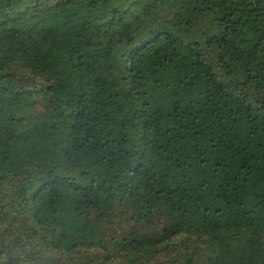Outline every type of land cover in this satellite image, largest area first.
<instances>
[{
    "label": "trees",
    "instance_id": "trees-1",
    "mask_svg": "<svg viewBox=\"0 0 264 264\" xmlns=\"http://www.w3.org/2000/svg\"><path fill=\"white\" fill-rule=\"evenodd\" d=\"M0 264H264V0H0Z\"/></svg>",
    "mask_w": 264,
    "mask_h": 264
}]
</instances>
